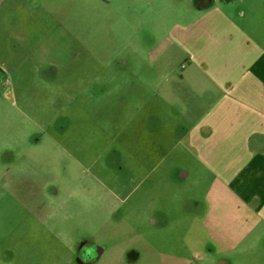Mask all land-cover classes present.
Wrapping results in <instances>:
<instances>
[{
  "label": "rangeland",
  "instance_id": "374dc122",
  "mask_svg": "<svg viewBox=\"0 0 264 264\" xmlns=\"http://www.w3.org/2000/svg\"><path fill=\"white\" fill-rule=\"evenodd\" d=\"M104 14L50 18L5 64L0 40V264H212L191 236L218 187L163 91L181 61L154 60L147 35L124 39ZM80 244L102 247L95 262L74 259Z\"/></svg>",
  "mask_w": 264,
  "mask_h": 264
},
{
  "label": "crops",
  "instance_id": "0c3cea01",
  "mask_svg": "<svg viewBox=\"0 0 264 264\" xmlns=\"http://www.w3.org/2000/svg\"><path fill=\"white\" fill-rule=\"evenodd\" d=\"M77 9L104 12L109 26L120 20L124 39L147 35L154 60L181 61L163 90L182 118L177 142L218 187L205 231L191 237L212 264H264V0H0L2 64L23 43L42 44L50 18L61 25ZM41 70L57 74L53 64Z\"/></svg>",
  "mask_w": 264,
  "mask_h": 264
},
{
  "label": "flooded vegetation",
  "instance_id": "af4514ba",
  "mask_svg": "<svg viewBox=\"0 0 264 264\" xmlns=\"http://www.w3.org/2000/svg\"><path fill=\"white\" fill-rule=\"evenodd\" d=\"M97 249H99V252L102 250V247H98L97 245L94 246V248L87 247L85 248L84 244H80L77 246V250L75 252L74 259H78L79 262L82 261V263H93L97 259Z\"/></svg>",
  "mask_w": 264,
  "mask_h": 264
}]
</instances>
